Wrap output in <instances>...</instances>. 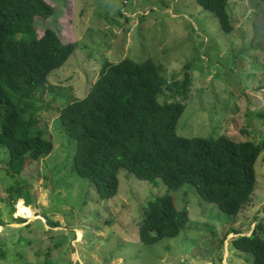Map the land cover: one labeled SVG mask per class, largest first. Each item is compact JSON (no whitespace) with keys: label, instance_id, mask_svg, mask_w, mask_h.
Returning a JSON list of instances; mask_svg holds the SVG:
<instances>
[{"label":"rangeland","instance_id":"obj_1","mask_svg":"<svg viewBox=\"0 0 264 264\" xmlns=\"http://www.w3.org/2000/svg\"><path fill=\"white\" fill-rule=\"evenodd\" d=\"M68 1L62 34L78 45L35 94L34 116L53 148L33 162L36 176L27 170L28 188H17L23 175L17 182L6 173L9 155L0 146V264H251L252 255L233 246L237 233L230 230L249 234L256 223L264 225L263 151L251 199L236 214L203 199L189 182L168 188L123 167L116 196L101 198L73 169L75 141L58 110L86 94L103 62L151 58L173 85L164 88L173 93L166 99L185 104L177 134L263 140L264 0H228L231 31L196 0ZM186 77V91L174 92ZM166 191L176 207L187 208L189 220L177 235L144 243L142 205Z\"/></svg>","mask_w":264,"mask_h":264},{"label":"trees","instance_id":"obj_2","mask_svg":"<svg viewBox=\"0 0 264 264\" xmlns=\"http://www.w3.org/2000/svg\"><path fill=\"white\" fill-rule=\"evenodd\" d=\"M196 1L217 16L223 30L234 28L228 0ZM68 7V0H0V146L9 155L6 173L17 182L23 175L19 190L31 185L26 172L36 173L33 162L53 148L51 136L37 125L35 94L45 90L48 74L78 45L62 34L63 18L71 16ZM163 71L151 58L107 60L86 94L59 108V120L75 141L73 169L101 198L116 196L123 167L168 188L189 182L221 211L238 213L251 199L264 139L177 134L185 104L166 99L173 93L164 88L173 85ZM188 83L186 77L174 92L182 94ZM141 213L138 234L144 243L177 235L189 220L187 208L176 207L169 191L145 201ZM230 231L237 233L233 246L252 255L251 264H264V225L256 223L249 234Z\"/></svg>","mask_w":264,"mask_h":264}]
</instances>
